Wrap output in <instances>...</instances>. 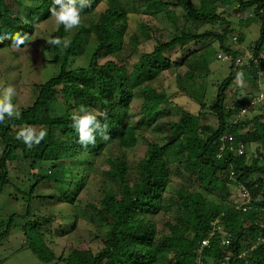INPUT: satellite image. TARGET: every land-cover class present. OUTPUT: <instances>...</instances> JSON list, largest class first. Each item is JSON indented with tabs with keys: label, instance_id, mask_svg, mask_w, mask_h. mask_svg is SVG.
<instances>
[{
	"label": "trees",
	"instance_id": "obj_1",
	"mask_svg": "<svg viewBox=\"0 0 264 264\" xmlns=\"http://www.w3.org/2000/svg\"><path fill=\"white\" fill-rule=\"evenodd\" d=\"M22 4L35 12L26 13L30 23L0 0V38L27 37L19 47L4 38L0 50L22 51L40 34L47 41H70L67 48L49 44L56 74L34 85V100L18 118L6 115L0 123V193L13 188L9 196L24 204L21 227L33 254L56 264H264V102L244 87L227 97L238 72L253 85L264 75V0H89L80 12L89 18L87 25L67 32L49 12L53 0ZM139 7L165 20L168 26L158 19L160 28L172 39L140 52L154 33L143 21L140 35L133 32L130 14ZM247 12L259 17L262 27L258 40L243 47L244 37L230 19ZM205 26L209 29L201 31ZM197 43L204 45L191 50ZM171 52H177L175 60ZM211 53L231 64L209 106L201 82ZM164 73L175 76L178 90L171 95L157 90ZM62 93L69 100H61ZM161 105L173 108L162 115ZM81 106L107 125L108 140L96 133L95 144L77 142L71 117L83 115ZM244 109V118L235 120ZM203 118L210 121L201 125ZM25 126L47 135L28 149L16 139ZM91 155L106 169L93 167ZM84 163L90 171L79 177L73 169ZM92 171L98 174L99 199L82 204L77 194ZM243 190L250 201L246 211L240 207ZM57 205L67 214L52 213ZM80 219L90 226L97 251L71 249L56 256L44 227L56 224V235L64 237L79 229ZM206 239L209 245L201 248Z\"/></svg>",
	"mask_w": 264,
	"mask_h": 264
},
{
	"label": "rangeland",
	"instance_id": "obj_2",
	"mask_svg": "<svg viewBox=\"0 0 264 264\" xmlns=\"http://www.w3.org/2000/svg\"><path fill=\"white\" fill-rule=\"evenodd\" d=\"M23 1L26 0H6V4L14 11H17V16L22 19V21L25 23H30V19H28L26 13L35 12L32 7L22 4ZM139 5L140 4L137 3V6ZM248 12L243 13L242 16H237L230 19L232 23L231 27L235 29L236 33H239L244 37L243 47H249L248 45L254 44L258 40L262 27V20L254 14L249 15ZM148 13L149 12L145 8L139 7L138 12L130 14V25L132 26L134 33L140 35L139 24L141 21L148 22L153 28L152 30L154 34L151 36V39L144 41L143 44L139 46L140 52H148L152 50L158 43H167L170 39H172V36L167 35V33L160 28L161 25L168 26V24H166L167 22L160 19V16H158L157 19H153L148 15ZM178 13L181 14V12ZM242 18L245 20L242 22L245 25L239 24V20ZM40 19L42 18L39 17L36 21H39ZM158 19H160V22L163 24H161ZM88 20L89 18H81V25L86 26ZM180 22L182 23V20ZM49 27L54 28L55 25H51ZM78 28L79 27H77V29ZM205 29H209V27L205 26L201 31ZM41 36L42 34L32 38V40L29 41L30 44H28V46L22 51H19L13 47L12 49L0 50V83H3L5 87L11 85L14 88L15 95L12 97L11 103L15 106V109L18 113L22 109H25L32 104L35 97V93L33 91L34 85L46 82L49 78L53 77L57 71V66L49 63L56 57V54L54 53V50L50 48L46 38ZM204 43H207V41ZM204 43L192 44L191 50L195 49V47L203 46ZM236 45L237 44H235V46ZM209 49H211V47H209ZM213 49L216 51L218 50V45L216 42L212 46V50ZM247 52L248 51H246V55L247 58H249L251 54L250 52ZM212 53L210 54L211 58L207 66V74L201 82L204 101L209 106L216 103L217 90L223 83L224 79L229 76L231 64L230 61L225 62L223 59L219 61L217 58H213L212 56L214 55ZM262 54L264 57V45ZM169 57H171L172 60H175L177 57V52H171ZM137 59L138 54L131 56V61L135 62ZM238 61L239 59L236 60V63H238ZM164 75L166 78L164 82H162V89L157 90H159L161 93L163 92L167 95H171L178 90L175 76H168L166 73H164ZM154 87H158V85L155 84ZM243 87L246 90L248 89L249 91H253V93H261L264 95V75L259 79L256 85L251 84V82L246 84L243 82L242 86H238L236 80H234L228 87L227 97L230 91L232 92L235 89H242ZM68 98V93L61 94V100L67 101L69 100ZM172 108L173 106L171 105H161L160 112L162 115H164L167 114ZM195 109L198 108L195 107ZM241 117L235 118V120H242L244 118ZM209 121V119L203 118L201 119L200 124L205 125ZM136 155H141V151H136ZM81 159H83V157H81ZM92 160H94L93 156H88V161ZM92 165L93 167L99 166L101 170L106 169V165L101 159L94 160ZM89 171L90 166L85 163L81 170L78 171L77 169H73L75 174L79 173V177L83 176L84 173H88ZM12 176L15 175L13 174ZM97 176L98 174L92 171V173L86 177V186L78 191V199L82 201V204L89 199L97 203L99 199V194L97 191L98 183H96ZM14 179L15 178L13 177L12 180L14 181ZM71 181L72 179L66 175V185H70ZM16 185H18L19 188L24 187L22 180H18ZM12 191L13 188H4L0 193V264H56L55 262L43 263L27 246L26 237H24L23 233L24 230L21 227L24 223L22 214L24 213L25 206L22 202L13 201V199L9 196V193H12ZM20 201H22V199ZM39 206L44 208L43 205ZM58 211L64 215L67 214V211L64 210V207L60 205H57V207L51 212L57 214ZM155 219L156 222H158L161 219V214L155 216ZM58 228L59 226L56 224H53L49 227H44L45 233L47 234V244L56 256H58L61 252L66 256L71 249L86 250L88 247H90L94 251H97V243L92 242L94 236L93 234H89L91 231L90 226L87 225L85 219H80L78 230L70 232V234H67L64 237L56 235ZM50 230L54 232L52 236L48 234ZM30 238L32 239V236Z\"/></svg>",
	"mask_w": 264,
	"mask_h": 264
},
{
	"label": "clouds",
	"instance_id": "obj_3",
	"mask_svg": "<svg viewBox=\"0 0 264 264\" xmlns=\"http://www.w3.org/2000/svg\"><path fill=\"white\" fill-rule=\"evenodd\" d=\"M89 6V0H53V6L49 9V12L51 16L55 18L56 23L58 25H63L64 30L67 32L80 26V12L83 8ZM4 38L11 39L13 46L19 47V45L24 43L27 37L26 35L21 36L17 33L15 36L0 38V42H2ZM47 43L54 46L62 45L63 48H67L69 47L70 41L55 37L50 38ZM236 83L238 86L243 85V73H237ZM14 95L15 90L11 85L5 87L3 83H0V123L4 122L6 115L9 118L19 117V113L11 103ZM79 113H83V115L73 114L71 119L72 127L78 134L77 142L81 146L86 147L89 144H95L96 133H100L103 140L109 139L108 135L104 134L107 125H101L96 115H93L92 112L86 110L83 106L79 108ZM100 115L106 118V113H101ZM46 135L47 132L44 130L37 133L33 128L25 126L17 133L16 139L22 141L28 149H31L34 145H38Z\"/></svg>",
	"mask_w": 264,
	"mask_h": 264
},
{
	"label": "built area",
	"instance_id": "obj_4",
	"mask_svg": "<svg viewBox=\"0 0 264 264\" xmlns=\"http://www.w3.org/2000/svg\"><path fill=\"white\" fill-rule=\"evenodd\" d=\"M221 59H223V61L227 60L228 61V58L227 57H221ZM240 61V60H239ZM239 61L237 64H239ZM256 102H264V95L259 93L258 94V97L256 98L255 100ZM254 102V101H253ZM245 112V109L240 113L239 116H243ZM239 154H241V152L239 151L238 152ZM231 175H233V173H231ZM242 197L245 198L244 202L240 205V207L242 208L243 211H246V209H249L250 207L248 206L249 205V197H248V194L245 190L242 191ZM217 223V221L215 222ZM212 234H210L209 236H211ZM209 245V239H206V240H203L201 242V248L203 247H207Z\"/></svg>",
	"mask_w": 264,
	"mask_h": 264
}]
</instances>
